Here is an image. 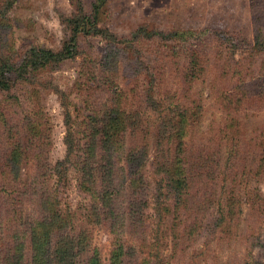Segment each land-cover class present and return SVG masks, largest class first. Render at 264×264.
<instances>
[{
    "label": "rangeland",
    "instance_id": "1",
    "mask_svg": "<svg viewBox=\"0 0 264 264\" xmlns=\"http://www.w3.org/2000/svg\"><path fill=\"white\" fill-rule=\"evenodd\" d=\"M3 1L0 62H23L32 47L62 54L73 31L67 18L76 13L73 2L77 0ZM80 2L86 16L96 22L91 30L87 23L76 38L74 58H64L53 69H32L38 63L32 58L33 63L26 67L28 80L24 84L38 91L41 106L51 117L49 159L55 163L68 152L67 113L77 123L82 116L87 119L90 113L99 112L110 99L100 76L106 47L112 41L120 48L116 87L129 92V109L136 111L141 125H151L152 130L140 135L144 147L147 144L137 169L130 168L124 152L120 155L117 167H122V188L110 206L111 214L104 207L107 214H94L91 221L81 215L89 207L100 210L105 192L110 195L111 188L104 183L88 194L79 188L76 170L71 167L66 172L67 185L59 195L64 202L55 209L63 214L77 211L74 231L90 245L80 264L92 260L98 264H264V0ZM134 40L141 42L133 44ZM193 42L198 44L200 58L187 51ZM148 46L155 54L145 53ZM188 57L194 63L186 60ZM229 66H241L248 86L255 91L263 89L259 100L239 104L242 94L231 92L234 77L225 80L231 81L229 86L218 88L223 86L221 70ZM87 68L96 70L95 80L101 87L86 79ZM18 84L11 93L24 94L21 81ZM139 88L147 93L133 95ZM6 95L0 91V106ZM22 100L20 94V111L26 108ZM154 105L159 106L157 111ZM83 136L75 139L79 141L72 153L76 159L85 157L79 148L87 137ZM7 147L8 141L0 136V150ZM181 158L196 201L192 210L173 204V215L163 220L162 215L168 213L159 211L152 201L161 195L158 186L164 183L165 162L174 166ZM137 171L144 174L147 187L140 194L135 189ZM52 184L51 179L48 185ZM41 189L45 190V185ZM38 196L27 195L23 210L17 208L26 241L40 232L33 220L36 205L32 200ZM226 211L231 215L223 219ZM1 212L6 215V207L2 206ZM186 215L189 220L179 223L180 216ZM55 228L50 231L56 233ZM1 229L0 235L5 236Z\"/></svg>",
    "mask_w": 264,
    "mask_h": 264
},
{
    "label": "trees",
    "instance_id": "2",
    "mask_svg": "<svg viewBox=\"0 0 264 264\" xmlns=\"http://www.w3.org/2000/svg\"><path fill=\"white\" fill-rule=\"evenodd\" d=\"M0 1L4 2L3 0ZM73 3L76 13L69 15L67 18L73 31L68 38V43L63 47L62 54L53 55L51 50L32 47L29 50V57L25 58L23 62L16 63L12 59H5L0 62V91L7 94L4 103L0 106V132H2L0 136L5 137L8 141V147L0 150V227H3V229H0L5 232V236L0 235V264H80L86 256V247L90 245L82 235H78L74 231V219L77 211L70 210L68 213L64 212L66 214L64 215L59 209H55L57 205H62L64 202L59 195L67 185L66 172L71 167L74 168L77 173L76 178L79 188L88 194H92V191L95 192L97 187L103 186L104 183H107L104 187L107 188L108 185L111 188L110 195L107 191L105 192V201L103 198V203H100V210H91V207L88 208L90 210H86L82 207L85 210L81 212V215L91 221L90 217H93L94 214L98 215L101 211L102 214H107L104 213V207L107 208L106 212L111 214L114 210L110 209V206L112 202H116L114 201L118 198L116 193L118 190L121 191L122 188V167H117L120 155L124 152L125 160L130 168L132 170L137 169L138 165H141L140 162L144 160V151L147 144L146 142L144 147L143 136L152 133V130L149 129L151 125H141L137 119L136 111L129 109V92L124 93L119 87H116L115 82L118 80L117 58L120 54V48L112 41L113 43H109L106 47L105 66L102 76H100L103 88L109 90L110 99L108 98L105 101L99 112L97 111L94 115L90 113L87 116L89 121H86L85 115L82 116V120L76 123L67 113L64 117V126L69 132L67 138L68 152L63 160H58L55 163H52L49 159L48 153L51 147L52 130L51 117L41 106L38 91L35 88L28 89L25 86L24 81L28 80L26 78V67L33 63L32 58L38 61L34 67H31L32 69L40 67L53 69L64 58H74L76 54L74 48L77 45L76 38L86 28L87 23L90 24L89 30H91L96 21L86 16L80 0ZM203 33L204 31L199 34L197 39L201 38ZM190 36L191 34L188 33V38ZM136 37L137 34L134 38ZM174 39L177 40L178 38ZM138 41L134 40L133 44L138 43ZM147 49L148 51L145 53L149 56L155 54L149 52V49L154 50L153 48L148 46ZM172 50L175 51L174 48ZM187 51L195 53L197 56L198 44L193 42V45ZM198 57L200 58L199 55ZM186 60L194 63L192 57H188ZM234 67H224L221 70L220 77L224 80L223 86L218 88L222 89L229 86L231 81L226 83L225 80L234 77L231 92L242 94L239 104H243L245 100L250 102L254 98L259 100L263 89L255 91L249 87L248 81L244 79L245 75H242L244 71L239 69L241 66ZM242 68L246 69V66L243 65ZM215 69L220 70L219 66H214ZM140 70L138 69L137 72L140 73ZM12 72H15V77ZM95 73L94 68L92 71L87 68L84 75L87 80L92 81L94 86H100L99 80H95ZM235 77L238 78L235 80ZM20 81L24 87L21 89L24 94L20 93L23 97L22 103L26 105L25 110L22 109V111L18 109V96L20 94L11 93V89L18 87ZM17 90H20V88H17ZM154 90H156L155 87L151 89L152 94H154ZM224 90L228 91L229 89ZM146 93L145 89L139 88L133 95L144 96ZM154 106V110L157 111L159 106ZM86 107L89 108L88 105ZM74 134H78V138ZM85 134L87 137L83 142V147H79L85 157L84 159H76V155H72V153L74 146L78 145L79 141H75V139H79V135H84V138ZM142 134L144 135L140 136ZM128 136L131 140L128 139ZM133 140L135 143L132 144ZM245 147L250 152L248 145H245ZM242 153H245V148H243ZM94 160L96 161L95 167H93ZM107 161L109 162L107 163ZM176 161L177 164L174 166L165 162L163 169L165 179H162L164 183L161 185L159 183L158 186L161 195L156 196L152 201L159 211L168 213V215H162L163 220L173 215L171 210L173 204L178 205V208L184 207L188 208L187 210H192L196 201V196L192 195L191 183H188L187 178L184 176L183 158ZM142 175L144 174L138 173L135 180H139L135 185L138 194L141 190L147 189L144 186L146 181H144ZM51 179L53 184L50 187L48 184H50ZM44 185L45 190L41 189ZM29 194H39L32 202L36 205V208H33L35 212L33 220L35 221V227L39 226L40 232L37 234V231H35L36 234H33L32 238L26 241V233L21 229L24 223L23 218L18 214L17 208L23 210L24 202ZM2 206L6 207V215L1 212ZM219 213L223 212L219 211ZM229 215L231 213L228 214L226 211L225 218H223L224 215H222V218L226 219ZM188 220V215L180 216L179 223ZM54 225L56 226V233L50 231V228ZM8 232L9 234H6ZM28 249H31L30 253H28ZM88 264H98V261L92 260Z\"/></svg>",
    "mask_w": 264,
    "mask_h": 264
}]
</instances>
